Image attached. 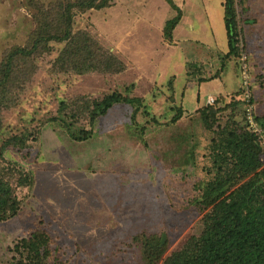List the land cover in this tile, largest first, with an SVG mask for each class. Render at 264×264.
<instances>
[{"label": "rangeland", "instance_id": "rangeland-1", "mask_svg": "<svg viewBox=\"0 0 264 264\" xmlns=\"http://www.w3.org/2000/svg\"><path fill=\"white\" fill-rule=\"evenodd\" d=\"M57 1L0 0V178L20 204L0 220V264H146L135 241L144 234L164 241L156 264H165L204 230L220 129L264 132V0H236L239 53L230 57L225 0H173L181 19L171 41L164 29L178 13L167 0L76 12L74 34L121 60L119 73L57 66L67 41H39L40 11ZM21 49L32 53L15 57ZM114 92L140 108L116 104L93 124L76 113V102ZM207 106L221 110L211 128L199 111ZM36 232L49 242L39 256L23 242Z\"/></svg>", "mask_w": 264, "mask_h": 264}, {"label": "trees", "instance_id": "trees-1", "mask_svg": "<svg viewBox=\"0 0 264 264\" xmlns=\"http://www.w3.org/2000/svg\"><path fill=\"white\" fill-rule=\"evenodd\" d=\"M111 2L112 0H79L72 3L58 0L54 10L40 11L44 23L41 26L39 41H67V46L57 59V66L61 70H96L102 73H119L124 70L122 61L104 50L89 33L73 32L76 12L102 10L110 7ZM167 2L178 13L165 25L164 39L171 41L181 19V9L173 0ZM239 4L243 5V0H240ZM236 5V0H225L223 4L228 57L239 53L240 31ZM31 53L21 49L16 50L14 54L17 55L14 56ZM12 61V55L8 56L2 67L8 78L12 73ZM82 101L84 102L81 105L75 103L76 113L87 114L92 124L106 116L116 104H132L138 107L141 105L140 100L126 98L117 92L101 100ZM199 111L203 121L209 124L207 127L211 128L210 122L215 120L221 110L207 106ZM181 117V113L176 114L171 122L176 124ZM4 147L6 149L7 145L4 144ZM212 151L217 173L202 196L204 209H210L205 215L204 230L199 237L193 236L185 248L174 253L165 264H264V149L259 142V135L237 127L221 128L218 139L213 141ZM0 155L3 156V152ZM19 175L27 182L25 177L28 174L20 172ZM246 179L248 180L245 181ZM19 210L20 204L14 197L10 184L0 178V220L16 216ZM147 237L144 234L143 239L136 237L135 241L144 245L146 264H156L164 254L163 244L160 241H145ZM23 242L38 256L49 250L48 235L45 232H36L29 240Z\"/></svg>", "mask_w": 264, "mask_h": 264}, {"label": "built area", "instance_id": "built-area-1", "mask_svg": "<svg viewBox=\"0 0 264 264\" xmlns=\"http://www.w3.org/2000/svg\"><path fill=\"white\" fill-rule=\"evenodd\" d=\"M245 72H246V70H245ZM215 101L216 100L213 97H209L208 98V103L210 105H213L215 103ZM248 120H249V123H250V114L249 113H248ZM254 129H255L254 132L259 135V140H260L262 146L264 147V132L258 127L254 128Z\"/></svg>", "mask_w": 264, "mask_h": 264}, {"label": "water", "instance_id": "water-1", "mask_svg": "<svg viewBox=\"0 0 264 264\" xmlns=\"http://www.w3.org/2000/svg\"><path fill=\"white\" fill-rule=\"evenodd\" d=\"M164 243V241H162V244Z\"/></svg>", "mask_w": 264, "mask_h": 264}]
</instances>
